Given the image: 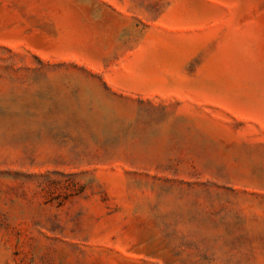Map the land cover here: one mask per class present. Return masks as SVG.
<instances>
[{
    "label": "rangeland",
    "instance_id": "1",
    "mask_svg": "<svg viewBox=\"0 0 264 264\" xmlns=\"http://www.w3.org/2000/svg\"><path fill=\"white\" fill-rule=\"evenodd\" d=\"M0 264H264V0H0Z\"/></svg>",
    "mask_w": 264,
    "mask_h": 264
}]
</instances>
